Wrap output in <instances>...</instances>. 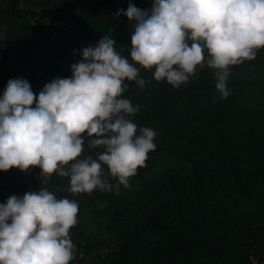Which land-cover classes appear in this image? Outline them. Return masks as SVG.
<instances>
[{"label": "trees", "instance_id": "16d2710c", "mask_svg": "<svg viewBox=\"0 0 264 264\" xmlns=\"http://www.w3.org/2000/svg\"><path fill=\"white\" fill-rule=\"evenodd\" d=\"M129 2L152 6V0H0V95L11 78H26L38 94L51 79L70 77L80 50L103 35L131 60L132 22L117 15ZM48 21L63 30L64 46L44 31ZM213 71L198 67L180 87L157 82L143 68V85L125 81L123 96L140 106L134 122L158 135L156 149L130 178L133 190L123 197L100 190L72 194L68 178L51 176L50 190L79 202L73 242L94 252L71 264H264V48L255 59L231 66L227 98L215 88ZM166 137L188 141L192 176L165 167L148 177L156 157L181 156L160 147ZM229 143L241 148L227 157ZM40 171H0V203L17 191H33Z\"/></svg>", "mask_w": 264, "mask_h": 264}, {"label": "clouds", "instance_id": "9594fccd", "mask_svg": "<svg viewBox=\"0 0 264 264\" xmlns=\"http://www.w3.org/2000/svg\"><path fill=\"white\" fill-rule=\"evenodd\" d=\"M117 15L132 22L131 60L103 35L80 50L70 77L38 94L26 78H11L0 95V171L41 169L39 190L0 203V264H71L79 202L43 185L56 174L68 178L69 193L118 195L156 149L157 130L134 122L140 106L123 96L126 80L143 85V68L180 87L206 64L227 98L231 66L264 48V0H152L150 9L129 2Z\"/></svg>", "mask_w": 264, "mask_h": 264}, {"label": "rangeland", "instance_id": "374dc122", "mask_svg": "<svg viewBox=\"0 0 264 264\" xmlns=\"http://www.w3.org/2000/svg\"><path fill=\"white\" fill-rule=\"evenodd\" d=\"M161 148H173L178 151H180L181 156H176V155H161L159 157H156L153 159L147 167V175L150 178H155L158 173L165 167H178L182 170L184 175L186 177L192 176V165L189 163V161L186 158V155L190 153V147L188 144V141H183V142H178L172 138L166 137L164 138L161 143H160ZM239 145H235L232 143L226 144L225 145V153L226 156L229 157L233 154H235L238 150H240ZM205 158L209 164L210 170L212 169L211 163L209 161V156L208 154H205ZM131 189L130 186L124 187L123 185L120 186L119 194L116 195V197H123L127 192H130ZM130 223L132 225L136 224V220L133 218L129 219ZM239 238L246 239L247 237H244L242 234H237ZM254 262L257 263L254 257Z\"/></svg>", "mask_w": 264, "mask_h": 264}, {"label": "built area", "instance_id": "2783aa9c", "mask_svg": "<svg viewBox=\"0 0 264 264\" xmlns=\"http://www.w3.org/2000/svg\"><path fill=\"white\" fill-rule=\"evenodd\" d=\"M44 31H48L50 33V39L51 40H61V44L63 42V40L61 39L62 35H63V30L61 28H59V26L51 21H48L47 24L44 27ZM62 46H64L62 44ZM45 187H49L48 184L43 185ZM41 187V182H39L38 184H34L33 185V191L35 190H39V188ZM25 192L27 191H17L15 194L16 195H23ZM6 193V191H5ZM70 235L71 238H73V232L70 230ZM77 246V255L75 259H89L94 255V252H91L90 254H87L86 250H85V246L83 242H77L75 243ZM76 264H80L79 262H77Z\"/></svg>", "mask_w": 264, "mask_h": 264}]
</instances>
